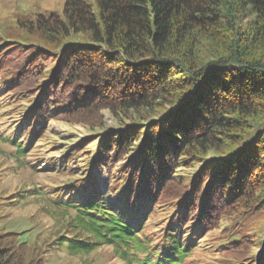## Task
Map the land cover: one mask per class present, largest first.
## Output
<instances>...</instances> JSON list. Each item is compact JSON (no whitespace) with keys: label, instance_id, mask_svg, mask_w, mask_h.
Masks as SVG:
<instances>
[{"label":"trees","instance_id":"obj_1","mask_svg":"<svg viewBox=\"0 0 264 264\" xmlns=\"http://www.w3.org/2000/svg\"><path fill=\"white\" fill-rule=\"evenodd\" d=\"M0 85V122L28 136L7 138L19 165L35 148L58 152L45 139L52 121L92 135L64 154L79 201L60 187L24 192L53 200L49 217L66 220L53 243L6 229L3 210L15 204L0 196V264H44L45 248L188 264L202 246L213 264H264V0H65L60 11H21L0 18ZM104 111L122 129L109 130ZM95 147L106 190L77 176Z\"/></svg>","mask_w":264,"mask_h":264},{"label":"rangeland","instance_id":"obj_2","mask_svg":"<svg viewBox=\"0 0 264 264\" xmlns=\"http://www.w3.org/2000/svg\"><path fill=\"white\" fill-rule=\"evenodd\" d=\"M90 3L93 0H86ZM65 3V0H0V18H13L16 13L27 10L60 11ZM1 87V85H0ZM1 89V88H0ZM107 128L109 130H120V126L116 125L115 117L108 111L103 112ZM131 126L129 121L126 122ZM48 134L45 139L57 145L58 152L44 153V147L35 148L30 151L29 156L22 160V165L16 162V149L7 138L14 140H22L28 138L23 135L21 130H15L13 123L0 122V196H10L15 204L4 208L6 213L2 225L9 231L24 232L27 231V237L32 245L40 246L44 241L53 243L55 234L59 228L66 223L65 219L49 217L53 214V200L36 201L26 197L25 191H31L33 188L38 189L45 195L52 194L56 188L60 187L65 193V200L79 201L78 196H73L68 186L70 179L68 173L70 169L76 168V163H71L70 166L65 164V152L72 150L77 145L87 142L91 138V134L82 126H70L62 121H52L47 126ZM98 147H95V155L90 160L81 158L79 164L89 165V171L78 170L75 174L82 177L91 173L97 179L101 190H106L108 186V176L100 162L98 155ZM29 153V152H27ZM55 153V154H54ZM130 158L127 159L129 162ZM67 171L63 174L61 171ZM74 171V172H75ZM192 174L193 171H187ZM69 184V185H68ZM25 194V200L21 195ZM65 220V221H64ZM156 220L151 219L150 225H154ZM200 236V233L198 234ZM218 235V234H216ZM203 245V244H201ZM55 248V247H54ZM45 248L44 264H124L118 259L112 258L111 250L103 248L98 252L93 253L89 257L71 256L67 251H60ZM202 246L201 252L194 254L192 264H213L214 257L212 253H206ZM264 256V249L256 254V259L259 260Z\"/></svg>","mask_w":264,"mask_h":264}]
</instances>
